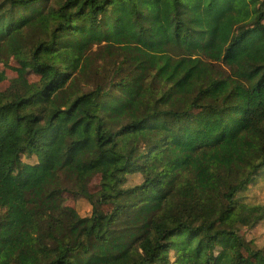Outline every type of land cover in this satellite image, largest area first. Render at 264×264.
Listing matches in <instances>:
<instances>
[{
	"label": "trees",
	"instance_id": "trees-1",
	"mask_svg": "<svg viewBox=\"0 0 264 264\" xmlns=\"http://www.w3.org/2000/svg\"><path fill=\"white\" fill-rule=\"evenodd\" d=\"M12 57L0 264H264V0H0Z\"/></svg>",
	"mask_w": 264,
	"mask_h": 264
},
{
	"label": "rangeland",
	"instance_id": "rangeland-1",
	"mask_svg": "<svg viewBox=\"0 0 264 264\" xmlns=\"http://www.w3.org/2000/svg\"><path fill=\"white\" fill-rule=\"evenodd\" d=\"M198 1V0H197ZM38 76L34 73L21 70L16 57L10 58L7 64L0 62V100L8 96H16L34 88ZM198 113V111H194ZM100 176L91 178L89 188L94 190L97 188ZM139 181L138 176L129 177V183ZM242 201L248 203H264V175H258L251 185L238 195ZM59 207L66 209L75 217L76 214L83 216L91 211L90 205L82 198L74 199L67 195L59 203ZM245 237L252 240L254 244L260 248H264V219L255 227L244 230Z\"/></svg>",
	"mask_w": 264,
	"mask_h": 264
}]
</instances>
